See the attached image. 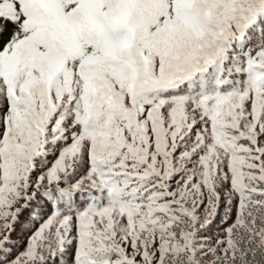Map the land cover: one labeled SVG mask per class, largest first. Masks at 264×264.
Segmentation results:
<instances>
[{
  "label": "snow or ice",
  "instance_id": "6c2138e0",
  "mask_svg": "<svg viewBox=\"0 0 264 264\" xmlns=\"http://www.w3.org/2000/svg\"><path fill=\"white\" fill-rule=\"evenodd\" d=\"M0 264H264V0H0Z\"/></svg>",
  "mask_w": 264,
  "mask_h": 264
}]
</instances>
